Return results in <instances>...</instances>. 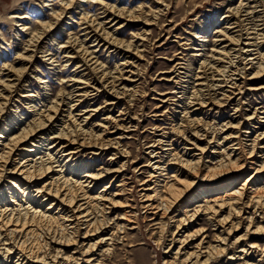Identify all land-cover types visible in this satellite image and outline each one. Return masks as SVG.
Returning <instances> with one entry per match:
<instances>
[{"label":"bare ground","instance_id":"1","mask_svg":"<svg viewBox=\"0 0 264 264\" xmlns=\"http://www.w3.org/2000/svg\"><path fill=\"white\" fill-rule=\"evenodd\" d=\"M39 1L42 10L52 5L48 9L51 11L48 14L51 19L40 20L30 26L26 22L20 24V19H28L29 15L14 13L10 18L14 24L22 25L21 31L26 32L28 38L21 40L20 34L16 33V39L24 44L23 49L17 53L13 63L5 62L0 67V122L17 96L16 101L27 104L34 117L32 125L27 124V128L20 129L18 134H13L8 126L2 128L0 125V176L5 173L11 179V187L8 189L0 183V264H8L7 260L13 254L16 257L13 264H102V254L111 253L109 245L122 231V222H130L132 218L131 211L128 212L126 208L121 211V216L116 217L117 222L114 224L107 215V209L111 212L118 205L129 207L128 197L124 196L122 202L114 198L126 192V184L121 187L118 185L115 194L108 192L110 184L99 191V182L108 172L101 171L96 164L85 167L80 155L86 148L92 149L93 155L110 149H117L116 156L127 153L120 148V139H117L122 135L113 137L107 133L119 129L124 132L135 122L136 118L131 117L130 113L136 94V58L140 53L138 45L117 37L116 33L123 25L119 24L114 32L107 28H112L122 18L128 21L141 20L147 25L155 22L153 20L157 14L152 9L147 13L143 10L130 11L105 0ZM24 2L20 0L17 5L23 7ZM156 2L168 7L166 0ZM84 3L89 4V9L95 3L100 6L96 14L90 15L89 10H83ZM66 18L78 23L79 31H72L67 41L60 45L56 44L53 36V48L42 47L43 40L51 33L67 30L66 25H61ZM73 18H78L79 22ZM73 26L69 27L74 29ZM223 26L209 53L205 40L198 49L194 48L200 57L198 70L190 71L189 66H183L185 62H179L182 65L176 64L172 70L177 74L180 68L186 70L183 73L188 80L183 93L189 94L186 101L182 97L185 102H182L181 97L177 100L182 105L176 104V107L182 110L173 113L172 132L183 137L185 131L192 127L194 132L190 134L195 137V145L199 141H204V145L196 148L189 146L182 155L173 153L174 144L170 139H153L147 147L150 150L149 156L155 161L150 160L152 171L140 181L143 208L147 212L154 210L153 213H157L160 218H164L172 208L183 210V213L176 215L175 231L170 234V244L166 251L170 258L166 259L165 264H218L224 257L225 263L232 264L235 253L230 257L225 256L229 248V245L226 246V235L237 229L241 220H247V231L256 233L262 230L255 223L257 220L264 221V141L261 140L264 132L255 137L247 135L245 147L249 150L244 151H247L248 158H244L239 142L241 138H236L240 131L230 125L226 126V130L233 128L225 136L221 135L226 131L223 128L212 131L205 127L204 130H197L196 126H203V123L200 124L201 120L196 116L192 118V114L200 115L215 105H228L237 94L243 92L242 79L264 77V0H240L236 5H230ZM80 31L83 32L79 34ZM144 35L136 33L133 37L139 41L144 39ZM100 45L114 47L124 53L123 60L114 69L97 58V49L92 47ZM37 59L63 68L78 60L75 74L65 81L70 83V90L63 98L52 100L43 109L31 104L36 95L30 90L29 80L25 79L30 64ZM14 63H22L23 66L17 67ZM260 88H264V82L259 85L250 84L249 89ZM102 93L107 97L103 106L107 112L100 124H97L98 133L91 119L98 115L100 108L103 109L102 105L95 107L93 104L94 99ZM169 99L162 101L167 102ZM119 104L122 106L116 114L114 111ZM82 105L85 107L81 108ZM261 114L264 111L256 110L247 117V133H253L250 128L261 120ZM111 127L114 131H111ZM189 144L194 145L191 142ZM196 149L200 151L198 154L193 153ZM157 150L167 153L168 164L164 161L162 163V152ZM238 150L241 151L237 153ZM183 155H192V159L184 158ZM213 159L217 166L208 164ZM234 164L238 168L237 176H244L243 182L234 188L229 186L231 182H227L220 183L213 190L211 187L210 191H203L204 186L201 185L193 192L194 187L189 182L184 184L177 179L179 174L196 175L203 170L202 176L198 177L201 182L219 180L226 172L224 167ZM125 165L126 162L121 168L124 169ZM172 168L175 169L173 175L170 171ZM247 168L252 169L248 177L245 172ZM45 176V181L38 180ZM214 190L222 194L208 198L207 195L210 196ZM197 202L201 203L192 211L185 209L188 204L195 205ZM225 207L228 208L227 214H223ZM244 207H255L253 213L258 216L244 211L249 216L243 217L239 213ZM232 216H236L238 221L233 220ZM202 219L213 226L214 238L206 234L204 227L193 230V225ZM165 223L164 219L157 223L158 234ZM161 239L159 235L158 241ZM255 246L243 245V249L239 250L242 255L240 258L253 253ZM224 262L222 260V264Z\"/></svg>","mask_w":264,"mask_h":264},{"label":"rangeland","instance_id":"2","mask_svg":"<svg viewBox=\"0 0 264 264\" xmlns=\"http://www.w3.org/2000/svg\"><path fill=\"white\" fill-rule=\"evenodd\" d=\"M23 1H25L23 3L24 6L19 7L17 4L20 0H0V35L5 38L2 39V37H0V67L5 62L11 64L15 61L17 53L20 52L24 46L21 40H26L28 38L26 32L21 31L22 25L14 24L10 18L14 13L20 12L23 15H29L28 19H20V24L26 22L30 26L37 21H49L51 19L48 15L51 11L48 9L52 8V5L42 10L39 0ZM105 1L111 4H116L119 8H125L130 11L143 10L147 13L152 9L153 12L157 14V18H154V23L147 25H144L141 20L128 21L122 18L113 24L112 28H107L114 32L119 24L123 25L121 29L117 31V37L126 42L132 41L138 45L140 53L136 58V60L138 59V75L135 76L136 94L130 113L131 117L136 118V123L134 122L133 125L129 126V130L124 132L119 129L116 132L107 133L108 136L113 137H119L122 135V137L117 139H120V148L125 149L127 153L123 156L120 154H117L118 156H116L115 153L118 152L117 149H110L101 154L93 155L91 152L92 149L86 148L80 155V159L85 162V167L96 164L101 168V171L106 170L108 172V174L105 173L103 175L104 178L99 182L97 187L99 191H102L110 184L108 192L115 194L118 185L121 187L122 184H126V192L114 196V198L116 201L122 202L125 200V197H128L127 200L129 203L127 204L129 207H121V205H118V207L111 210V212L107 209V215L110 217L112 224H114V222H117L116 217L121 216V211L126 208L128 212L131 211L130 217L132 218H130V222H122V224H124L122 231L119 232L115 237V240L111 242L112 244L109 245L110 249H112L110 250L111 253L102 254V264H165L166 259L170 258L167 256L166 251L170 244V234L172 231H175L176 215L183 213V210L178 209V207H175V209L172 208V211L167 212L164 218H160L157 213H153L154 210H152L153 212H147L143 208L142 199L140 197V181L144 180L152 171L149 164L151 162L150 160H152V162L155 161V159H152L149 156L148 151L150 150H148L147 147L152 143L153 139H170L174 144L173 153L182 155L184 154V149L189 148V146L190 148H193V146L196 148L195 146L198 147L204 145V141H199L198 144L195 145V137L190 134L194 132L192 127L185 131L183 137L179 136L176 132H172V128L174 127L173 113H175L176 110H182L181 107H176V104L182 105V103H178L177 100L180 97L181 100L183 98L185 100L189 95L188 93H183L186 88V80H188V77L185 76L186 74L183 73L186 70L180 68L178 71L180 72L179 74L172 70L175 66L182 65L180 63L184 62L185 64H183V66H189L190 68H188L190 71L198 70L197 68H199L200 57L196 55L198 50L194 48L198 49L203 43V40H205V47L207 48L205 49L208 53L210 52L215 39L217 38L218 32L224 27L223 21L224 16L227 15L228 7L232 4L236 5L240 0H166L168 7L156 2L159 0ZM84 5L83 10L85 8L86 10H89L90 15L96 14V9L100 6L98 3H95L93 4V7L89 9V4L84 3ZM55 8H58V6H55ZM78 10L82 11V9ZM73 19H75L76 22H79L78 18ZM63 24L64 26H67L68 31L63 30L60 33L57 30L54 31V33H51L50 36H47L43 40L41 44L42 47H51V39L53 36L56 44L60 45L67 41L68 36L72 31L76 32L80 29L79 25H77L78 23L73 22L72 19H64V22H61V25ZM71 25H74V29L69 27ZM108 25L109 24L106 26ZM17 32L20 34L19 37L21 40L16 39ZM82 32L83 31H80L79 34ZM136 33H138L139 36L145 34L144 39L138 41L136 37H133ZM91 43L93 42H90V44ZM92 49H97V58L99 61L105 63L110 69H114L115 66L123 60L124 53L122 54V52H118L114 47L106 48L100 45L99 47H92ZM39 55L40 53H38V56ZM77 63L78 60H75L66 64L67 66L63 68L59 67V65L58 67H55L57 65H52L42 59H37L35 63L30 64L25 79L29 80L31 84L30 90L36 95L31 104H35L37 108L43 109L46 105L51 104L52 100L63 98L71 88L69 85L70 83L65 81L69 76L75 74L76 71H74V69ZM16 66L22 67L23 65L22 63H17ZM242 81L244 82L242 89L243 92L237 94L236 98L231 100V103L228 105H215L211 109H206L204 113L200 115L192 114V118L197 117L201 120L200 124L203 123V126H196L197 130H204L205 127L210 130L212 129V131L217 129L220 130V128L226 130L227 125L234 126L235 128L232 127L234 130L240 131V133L242 132L241 134L238 132L236 138H241L239 140V142H241L240 147L241 150L243 149L244 151L249 150L247 149L248 147H245L248 134H252V137H255L264 132V114H261V120L258 122L256 121L252 126V129L250 128V132L253 133H247L248 128H246L249 122V120L247 121L249 115H252L256 110L259 112L264 111V88L257 90L249 89L250 84L259 85L264 82V77L262 79L251 80L244 78ZM163 93L165 95H162ZM18 97L19 96L15 97L14 104L12 102L10 110L8 109L9 112L5 114L0 122L2 128L8 126L10 130H13V134H18L22 128H27V124V126H31L34 122V117H32V112L28 110L27 104L16 101L18 100ZM169 97L171 98L169 101H162ZM106 98V94L102 93L94 99L95 101L93 104L95 107L99 105H102L103 107L106 104ZM184 100H182V102L186 101ZM121 106L122 104H119V106L115 108L114 113L118 114V109L121 108ZM84 107L85 105L81 106V108ZM100 110L98 111V115L91 119L92 125H94V130L96 131H98L97 124H100V121H102L107 112L105 107H103V109L100 108ZM125 121H127V119ZM232 128H228L225 133L221 135L225 136L229 134ZM111 129V131H114L113 127H111ZM161 134H163V136ZM263 136H260V138H263ZM221 139L222 138H220V140ZM261 140L264 141V138ZM189 142L194 143V145L189 144ZM241 150H238L237 153ZM157 151L162 152V150ZM199 152L200 151L197 149L193 150L194 154H198ZM223 154L225 153H222V155ZM192 155H188L187 157L186 155L183 156L184 158L192 159ZM243 155L244 158H248L247 151H244ZM161 156H163L162 163L163 161L167 163L169 160L167 153L162 152ZM235 158L236 156L233 157V159ZM124 162H126V165L124 166V169H122L121 166ZM208 164L214 166L215 159L211 160ZM235 166V164L225 166L224 169L226 172L219 180L201 182L198 177L202 176V173H204L203 170L196 175H190L189 173L179 174L177 179L183 181L182 183L184 184L189 182L192 185V188H195L192 189L194 190L193 192H196L201 185L204 186V189H202L203 191H210L211 187L213 190L221 185L220 183L226 184L227 182H231L229 186L232 185L231 187L234 188L240 185L239 182H243L242 179L244 177L237 176L239 175L237 174L238 168ZM241 168L243 167H240V169ZM174 170V168L170 169V171H172L171 175H173V173L175 174ZM251 171L252 169L247 168V171L245 172H247L248 175L246 177L249 176ZM79 173L80 175L82 174L81 172ZM47 176L38 180L43 182ZM0 177V183L6 185V189L11 187L10 176L4 173ZM112 180L113 182H111ZM17 193L18 192H16V194ZM221 194L220 191L214 190L212 194L210 196L207 195V197L216 198ZM46 203L47 201L44 202V204ZM199 203L201 202H197L195 205L194 203H190L185 209L192 211V209L199 205ZM26 205L27 204H25V206ZM44 207L46 208L48 205H44ZM254 208L255 207H244L243 211L239 214L243 217H247L249 216V213H246L248 211L250 212V215L257 217L258 215L253 213ZM224 211L223 214H227L228 208L225 207ZM232 217L233 220L238 221L236 216ZM161 219H164L167 223H165L166 225L163 224L165 226H163V230L161 229L162 231L158 234L157 232H159V230H157V223L161 221ZM246 221L241 220L239 227L231 230L230 234L226 235V237H228V239H226V246L229 245V248L226 249L225 256L230 257L235 253V258L232 264H264V221H256L255 226L262 227V230L256 233L246 230L248 223ZM206 222L205 219L199 220L197 224L193 225V230L204 227L206 234H209L211 235V238H214L213 233L215 230H212L214 229L211 228L213 226H210ZM255 228L256 227H254L252 231ZM82 231L84 230L82 229ZM159 235L162 238L160 241H158ZM15 244L18 245L16 242ZM48 244L50 245V243ZM245 244H256V250L244 258H240L242 255L239 250L243 249V245ZM73 248L74 246L71 250H73ZM1 259L2 257L0 256V261ZM15 260L16 257L15 254H13L12 258L8 259L7 262L8 264H13ZM222 260L224 262L226 260L225 257L224 259H221L218 264H222ZM224 264H228V262H224Z\"/></svg>","mask_w":264,"mask_h":264}]
</instances>
